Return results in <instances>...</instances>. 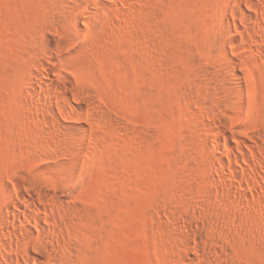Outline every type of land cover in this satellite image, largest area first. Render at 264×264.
<instances>
[{
	"label": "rangeland",
	"instance_id": "rangeland-1",
	"mask_svg": "<svg viewBox=\"0 0 264 264\" xmlns=\"http://www.w3.org/2000/svg\"><path fill=\"white\" fill-rule=\"evenodd\" d=\"M233 6L0 0V264H264V0Z\"/></svg>",
	"mask_w": 264,
	"mask_h": 264
},
{
	"label": "bare ground",
	"instance_id": "bare-ground-1",
	"mask_svg": "<svg viewBox=\"0 0 264 264\" xmlns=\"http://www.w3.org/2000/svg\"><path fill=\"white\" fill-rule=\"evenodd\" d=\"M234 1V6L233 8L231 9L232 11V14L237 17L238 16V13H240L242 10V4H243V0H233ZM87 2V0H86ZM98 2V1H97ZM96 2V3H97ZM100 3H98L99 5ZM97 6V4H96ZM226 8L228 9V6H226ZM225 8V9H226ZM243 13V12H242ZM224 14V13H223ZM222 15V14H221ZM220 21L223 22L224 24L226 23L225 21V18L224 16L222 15L220 17ZM228 25V24H227ZM44 43L45 45L48 47V49L43 53L41 51H33L32 53H34L38 58H39V61H38V65L44 67V74L45 75H49L50 73V69L49 67L45 66L43 62H45L44 59H48L50 62H53L54 61V54H53V50H52V45H51V42L48 38H45L44 39ZM38 70V69H37ZM39 73V72H38ZM39 75V74H38ZM79 128L85 132L86 131V127L82 124L79 125ZM21 196H23L24 198H26L27 200H30V197H26L25 194L22 192L21 193ZM57 201H59L57 199ZM19 207V206H18ZM19 212L24 215V216H30V214H26V212L23 210V209H20L19 207ZM40 209H38L37 211H39ZM39 216V213H36V217ZM19 224H23L22 222H19ZM37 225L38 227L41 229V230H45L44 226L41 224V222H39L37 220ZM16 222L15 221H12L11 222V227L13 228V230H15L16 228ZM21 227L23 228V230L27 233V234H30L29 230L26 228V226L23 224L21 225ZM44 250L40 249V248H36L35 246H31L28 248V257H29V260H31L33 262V264H45L46 260H50L48 258L45 259V254H44ZM51 264H64L63 260L61 259V256L57 255V256H53V258L50 260ZM26 264H31L29 261L26 263Z\"/></svg>",
	"mask_w": 264,
	"mask_h": 264
}]
</instances>
